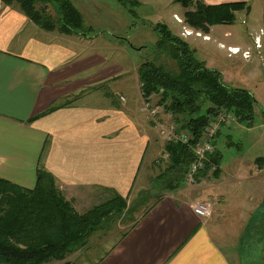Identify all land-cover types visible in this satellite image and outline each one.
Listing matches in <instances>:
<instances>
[{
  "label": "crops",
  "instance_id": "0c3cea01",
  "mask_svg": "<svg viewBox=\"0 0 264 264\" xmlns=\"http://www.w3.org/2000/svg\"><path fill=\"white\" fill-rule=\"evenodd\" d=\"M248 1L257 9L264 5V0H202L206 5ZM71 36L84 38L73 40L82 46L92 38L43 31L0 1V179L31 190L41 169L69 197L102 191L129 198L135 189H145L152 168L167 163L155 123L139 113L137 76L134 94L117 96L124 97L122 102L98 91L42 115L77 89L122 72L100 56L78 59ZM247 156H237L229 179L222 177L227 165L222 169L221 162L214 173L200 171L188 192L180 173L170 172L159 181L162 193L153 195L135 224L102 255L55 264H242L239 248L244 237L254 234L264 205V166L256 168L259 160L264 163V151ZM168 180L174 181L172 189ZM257 194L262 201L252 205L251 196ZM198 203L210 205L208 218L193 212Z\"/></svg>",
  "mask_w": 264,
  "mask_h": 264
},
{
  "label": "trees",
  "instance_id": "16d2710c",
  "mask_svg": "<svg viewBox=\"0 0 264 264\" xmlns=\"http://www.w3.org/2000/svg\"><path fill=\"white\" fill-rule=\"evenodd\" d=\"M0 1L5 6L17 8L43 31L84 35V18L71 0ZM173 1L186 10L183 15L186 26L204 34L213 26L234 24L236 12L248 14L250 11L246 2L206 5L202 0ZM49 5L53 9L49 10ZM153 30L158 37L156 56L139 65L137 78L143 100L152 101L157 96L156 105L171 116L178 130L191 135L189 145L169 143L164 148L170 161L166 176L175 171L183 178L193 160L192 148L202 139L210 119L224 110L233 114L237 123H245L250 128L254 123L256 102L248 90L231 87L218 70L199 61L195 48L173 35L164 23L158 22ZM69 99L53 105L42 115L72 104ZM260 161L263 160L258 163ZM220 162L221 155L215 146L214 153L206 158L204 172L207 173L212 165L216 172ZM172 182H169L171 189ZM55 184L54 178L41 169L37 171L31 190L0 179V264L63 262L80 245L86 244L89 235L104 220L126 210L127 199L114 194L107 203L78 214Z\"/></svg>",
  "mask_w": 264,
  "mask_h": 264
},
{
  "label": "rangeland",
  "instance_id": "374dc122",
  "mask_svg": "<svg viewBox=\"0 0 264 264\" xmlns=\"http://www.w3.org/2000/svg\"><path fill=\"white\" fill-rule=\"evenodd\" d=\"M71 1L84 18L85 30L82 36L92 37L91 41L82 46L79 43L76 45L74 42L77 40H73L84 38L71 36V46L76 49L78 59L84 56H100L105 59L106 66L122 68V72L112 75L108 81L100 85L87 86L84 90L77 89L75 94L70 96L69 100L72 103H77L87 94L98 91L104 95L108 92L115 100L120 99V102L124 101L123 96L131 97L135 91L132 81L133 77L137 76L139 65L144 60L156 56L155 44L158 37L153 28L158 22L164 23L173 35L181 37L195 48V57L199 61H204L208 68L222 70L224 82L235 88L246 89L254 96L256 107L253 129L250 130L245 123L236 122L229 128H223L216 136L215 145L221 155V168L227 165L222 177L229 179L237 156L248 155L250 158L261 156L262 150L264 151V134L261 127L264 124V5L259 4L257 9L253 1H248L246 3L250 7V14L244 11L236 12L234 24L216 25L209 29L208 34H204L186 26L183 18L186 10L173 0H124L123 3L116 0ZM48 7L49 10L53 9L51 5ZM232 45L238 47H228ZM91 70L93 75L98 71L96 68ZM140 94L139 88V107L143 100ZM118 95L123 96L118 99ZM77 97L79 99H76ZM157 101L158 97L155 96L151 102L156 105ZM156 106L161 108L157 121L163 125L172 123L171 116L165 113L161 106ZM139 113L147 122L150 121L154 125L150 117L143 112ZM155 130L158 134L157 127ZM167 164L160 163L156 168H152V171L147 173L145 189L141 191L135 189L131 196L126 198V210L104 220L102 225L100 224L89 235L86 244L80 245L75 253L66 257L64 261L73 257H79V261L82 259L92 261L120 240L153 200V195L162 193L163 187L159 186V181H165L167 178L163 172L166 171ZM262 166L264 163L260 161L256 168ZM263 176L262 174L261 177ZM169 182L170 180L167 181L168 184ZM55 185L58 188L57 184ZM182 186L188 192L196 187V183L195 185L183 183ZM58 190L78 214L92 211L114 197L112 193L104 194L101 191L90 197L75 198L74 193H70L72 197H69L59 188ZM260 196V194L251 196L252 205L259 200L262 201ZM245 199L249 200L246 195ZM259 212L257 214L260 218L259 225H253L254 234L250 232L244 237L239 248L242 264H264V205L259 208Z\"/></svg>",
  "mask_w": 264,
  "mask_h": 264
},
{
  "label": "built area",
  "instance_id": "2783aa9c",
  "mask_svg": "<svg viewBox=\"0 0 264 264\" xmlns=\"http://www.w3.org/2000/svg\"><path fill=\"white\" fill-rule=\"evenodd\" d=\"M142 98V94H140ZM140 112L145 113L155 123L158 128V136L165 144H183L189 145L191 135L184 130L178 128L172 123L163 125L157 121V116L161 113V108L157 107L151 101L141 100ZM235 116L229 112L221 110L217 112L208 122L204 129L202 139L192 148L193 160L189 163L187 170L183 175V182L189 185H195L196 177L199 172L205 167L206 158L212 155L215 150V138L223 128H229L232 124L236 123ZM163 160L169 163V156L165 152ZM216 167L210 166L209 173H213ZM193 212L201 219L208 218L211 213V207L208 203H198L194 206Z\"/></svg>",
  "mask_w": 264,
  "mask_h": 264
},
{
  "label": "bare ground",
  "instance_id": "6f19581e",
  "mask_svg": "<svg viewBox=\"0 0 264 264\" xmlns=\"http://www.w3.org/2000/svg\"><path fill=\"white\" fill-rule=\"evenodd\" d=\"M235 53V52H234ZM237 53V52H236Z\"/></svg>",
  "mask_w": 264,
  "mask_h": 264
}]
</instances>
